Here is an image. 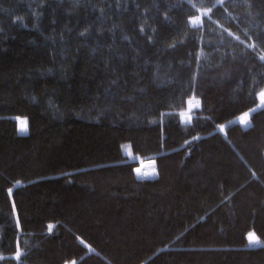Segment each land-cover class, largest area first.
<instances>
[{
	"label": "trees",
	"instance_id": "trees-1",
	"mask_svg": "<svg viewBox=\"0 0 264 264\" xmlns=\"http://www.w3.org/2000/svg\"><path fill=\"white\" fill-rule=\"evenodd\" d=\"M261 57L264 0H0V264H264Z\"/></svg>",
	"mask_w": 264,
	"mask_h": 264
},
{
	"label": "rangeland",
	"instance_id": "rangeland-1",
	"mask_svg": "<svg viewBox=\"0 0 264 264\" xmlns=\"http://www.w3.org/2000/svg\"><path fill=\"white\" fill-rule=\"evenodd\" d=\"M207 13L205 12H201L200 16L195 18L193 21H195V23H192L193 26H196L199 24V21H200V18L205 16ZM192 102V100H189ZM188 101V102H189ZM193 101H195V99H193ZM187 102V105H186V109L182 112H180V121L183 125H188L190 122H191V116H192V111L198 109V108H190L189 107V103ZM264 108V105L261 104V101H260V97L258 96V106L256 109H262ZM251 112H249V115H250ZM185 116H188L189 117V120L188 121H185ZM243 117L240 116L239 118H237L236 120H234L235 123H239L240 125H242L243 127H247L248 126V118H247V124H241L240 121H241V118ZM19 121V120H18ZM221 127H219L217 130L219 132H222L220 130ZM223 128L225 129V126H223ZM18 130H21L19 127H18ZM121 153L122 155L125 157L126 161L128 162H136L137 166L136 168H141V173L140 174H137L135 171V176L138 178V179H149V178H153L155 177V175H153L154 173V170H155V163H153V159H141L139 158L137 155H134L130 149V146L128 143H125V144H122L121 145ZM135 168V169H136ZM145 173H147L148 175H144ZM249 236V235H248ZM248 238V237H247ZM248 244L250 247H259L262 245V243L260 241L256 242V243H252L249 241L248 239ZM16 258V257H15ZM73 264V263H71Z\"/></svg>",
	"mask_w": 264,
	"mask_h": 264
},
{
	"label": "snow or ice",
	"instance_id": "snow-or-ice-1",
	"mask_svg": "<svg viewBox=\"0 0 264 264\" xmlns=\"http://www.w3.org/2000/svg\"><path fill=\"white\" fill-rule=\"evenodd\" d=\"M192 22L195 23V21H192ZM260 59H261V60H264V57H261ZM259 97H260L261 104L264 105V90H261V91L259 92ZM188 103H189L190 108H198V107H200L199 102H197L196 104H192V102L189 101ZM251 111H252L253 113H255V112H256V109L253 108V109H251ZM248 117H249V113H248V112H245V113L243 114V117L241 118L240 123H241V124H247V118H248ZM220 130H221V131H224V128L221 126ZM23 133H26V127L23 128V129H21V134H23ZM153 163H154V162H153ZM135 172H136L137 174H140V173H141V168H136V169H135ZM144 175L147 176L148 174L145 173ZM153 175H158V172H156V171L154 170ZM50 227H51V226H50ZM248 239H249V241L252 242V243H256V242L259 241V237L255 236L254 234H249ZM81 243H83V241H81ZM16 255H17V257H20V253H19V252H17ZM73 264H75V262H73Z\"/></svg>",
	"mask_w": 264,
	"mask_h": 264
},
{
	"label": "bare ground",
	"instance_id": "bare-ground-1",
	"mask_svg": "<svg viewBox=\"0 0 264 264\" xmlns=\"http://www.w3.org/2000/svg\"><path fill=\"white\" fill-rule=\"evenodd\" d=\"M197 102H199L198 100H195V101H193L192 100V104H196ZM199 104H200V102H199ZM189 105V104H188ZM190 107V106H189ZM183 113V112H182ZM249 119V118H248ZM189 120V117L188 116H185V121H188ZM17 125H18V127L20 128V129H23V128H25L26 127V123H25V120H23V119H19V121L17 122ZM19 131V133H21V130H18ZM24 134V133H23Z\"/></svg>",
	"mask_w": 264,
	"mask_h": 264
}]
</instances>
